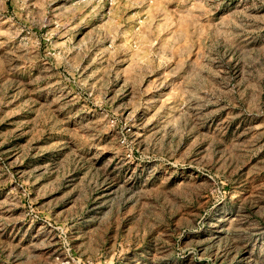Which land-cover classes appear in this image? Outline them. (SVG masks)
I'll return each mask as SVG.
<instances>
[{
	"label": "rangeland",
	"instance_id": "1",
	"mask_svg": "<svg viewBox=\"0 0 264 264\" xmlns=\"http://www.w3.org/2000/svg\"><path fill=\"white\" fill-rule=\"evenodd\" d=\"M0 264H264V0H0Z\"/></svg>",
	"mask_w": 264,
	"mask_h": 264
}]
</instances>
